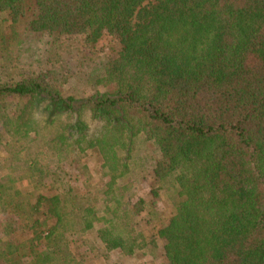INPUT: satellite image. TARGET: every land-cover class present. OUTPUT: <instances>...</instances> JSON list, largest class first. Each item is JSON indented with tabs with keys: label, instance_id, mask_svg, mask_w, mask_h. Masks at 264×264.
<instances>
[{
	"label": "trees",
	"instance_id": "obj_1",
	"mask_svg": "<svg viewBox=\"0 0 264 264\" xmlns=\"http://www.w3.org/2000/svg\"><path fill=\"white\" fill-rule=\"evenodd\" d=\"M0 147V264H264V0H0Z\"/></svg>",
	"mask_w": 264,
	"mask_h": 264
},
{
	"label": "rangeland",
	"instance_id": "obj_2",
	"mask_svg": "<svg viewBox=\"0 0 264 264\" xmlns=\"http://www.w3.org/2000/svg\"><path fill=\"white\" fill-rule=\"evenodd\" d=\"M113 45L114 44L109 37L103 38V40L98 44V47L96 49H94V52L91 55L90 59H88L87 62L85 63L86 64L85 65V70H86L85 72L90 74V72L93 68L99 67L101 65V62L103 61V59H105L107 57L110 47ZM16 69L19 70L18 68H16ZM0 149H1V147H0ZM24 152H25L24 153L25 156H27V157H36V158H39L41 162L51 163V160L49 158H47L44 153H42L41 149L37 150L35 147H32L30 149L28 148L27 150H24ZM87 159L89 162L88 165H90V166L95 165V162H93L92 159H90V158H87ZM96 180L98 181V178H96ZM160 207L162 210H164V208H165L164 204H161ZM166 211L168 213L170 212V210H168L167 208H166ZM7 218H8V215L0 216V220H4ZM152 262L154 264H159L158 257L155 260H153Z\"/></svg>",
	"mask_w": 264,
	"mask_h": 264
}]
</instances>
